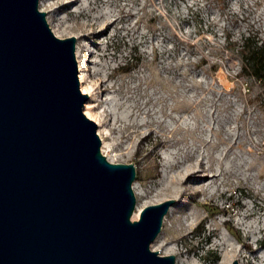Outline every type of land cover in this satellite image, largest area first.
<instances>
[{
  "label": "rangeland",
  "instance_id": "1",
  "mask_svg": "<svg viewBox=\"0 0 264 264\" xmlns=\"http://www.w3.org/2000/svg\"><path fill=\"white\" fill-rule=\"evenodd\" d=\"M40 9L58 37H77L84 112L103 154L135 164L137 207L176 200L151 248L176 264H264V82L240 54L245 37L264 43V0Z\"/></svg>",
  "mask_w": 264,
  "mask_h": 264
},
{
  "label": "water",
  "instance_id": "2",
  "mask_svg": "<svg viewBox=\"0 0 264 264\" xmlns=\"http://www.w3.org/2000/svg\"><path fill=\"white\" fill-rule=\"evenodd\" d=\"M40 1L0 0V264H176L151 248L176 200L133 219L137 168L103 154L77 37Z\"/></svg>",
  "mask_w": 264,
  "mask_h": 264
},
{
  "label": "trees",
  "instance_id": "3",
  "mask_svg": "<svg viewBox=\"0 0 264 264\" xmlns=\"http://www.w3.org/2000/svg\"><path fill=\"white\" fill-rule=\"evenodd\" d=\"M242 70L244 74L250 73L255 79L264 82V43L254 40L251 36L243 39L240 47ZM238 240L241 237L234 232Z\"/></svg>",
  "mask_w": 264,
  "mask_h": 264
},
{
  "label": "bare ground",
  "instance_id": "4",
  "mask_svg": "<svg viewBox=\"0 0 264 264\" xmlns=\"http://www.w3.org/2000/svg\"><path fill=\"white\" fill-rule=\"evenodd\" d=\"M41 4L43 5V2H41ZM79 48H78V51H77V56L79 57ZM80 79H81V81L83 82V79H84V77H83V75L81 74V76H80ZM85 112H86V114H87V116L88 117H90V118H92V116L90 115V113L88 112V108H86L85 109ZM104 148H106L107 147V145H106V143L104 142V146H103ZM105 152V151H104ZM189 177V176H188ZM134 189H136V187H134ZM137 192V191H136ZM137 194H139L138 192H137ZM140 205H138V207H137V209H136V212H135V214H134V216H133V219H138L139 218V213H140ZM155 242V243H154ZM153 243V246H155V245H161V238L160 239H156L155 241H154ZM240 264V263H239Z\"/></svg>",
  "mask_w": 264,
  "mask_h": 264
}]
</instances>
